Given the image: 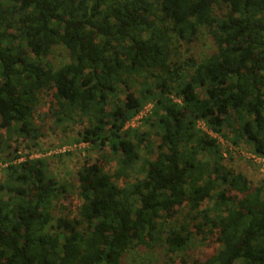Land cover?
Instances as JSON below:
<instances>
[{"label":"trees","instance_id":"obj_1","mask_svg":"<svg viewBox=\"0 0 264 264\" xmlns=\"http://www.w3.org/2000/svg\"><path fill=\"white\" fill-rule=\"evenodd\" d=\"M202 29L216 51L182 60ZM58 47L70 61L55 69ZM43 91L58 122L88 120L82 141L102 155L71 190L41 160L8 166L0 264H122L139 246L171 258L208 235L220 249L196 264H264V181L226 166L210 134L264 159V0H0V150L2 131L38 134ZM149 104L148 130L127 127Z\"/></svg>","mask_w":264,"mask_h":264},{"label":"rangeland","instance_id":"obj_2","mask_svg":"<svg viewBox=\"0 0 264 264\" xmlns=\"http://www.w3.org/2000/svg\"><path fill=\"white\" fill-rule=\"evenodd\" d=\"M226 12L224 6H221L216 8L215 14L223 16ZM216 49L214 39L207 30L202 29L198 42L190 52H184L183 49L180 52L182 60L195 58L200 61L214 53ZM69 61V54L63 47H58L53 51L51 62L55 69L69 63ZM142 82V80H139L137 88L134 89L137 94H139ZM198 93L203 95L199 90ZM124 97L125 92L122 89L121 99ZM52 99L47 92H42L39 106L35 111L34 127L38 130V134H35L34 138H27L18 134H13L9 138L5 131H2L7 139L8 146L0 150V188L2 186L6 188L8 166L25 162L29 158L30 160L43 161L47 169V175L55 178L71 190L76 188L78 174L85 164H93L100 159L101 151L92 147L89 142L82 141L84 131L90 126L88 120L75 115L71 120L63 118V122H58L50 112ZM150 111L148 110L146 113ZM136 126L142 132L148 130V127L143 124V120L138 125L136 123ZM128 127H130L129 124ZM199 128H205L204 124L201 123ZM210 134L219 140L226 166L237 173L245 175L253 185H260L264 181V164L258 159L260 157L256 156L251 144L242 142L237 147L214 133ZM151 142L153 148L144 149L141 152L143 159H150L157 146H159L158 138L154 133H152ZM105 150L108 152L109 148L107 147ZM108 160L109 164L107 162L105 170L112 173L117 168L116 163L107 158L106 161ZM135 178L136 172L133 173L131 182H134ZM1 190L4 191L0 193V197L4 196L6 199L8 194L5 189ZM69 198L62 201L66 207L62 210V213L69 214L72 217L77 216L81 202L76 190L73 193L71 191ZM69 201H72V204ZM209 205L211 203L208 200L205 201L202 210ZM219 249L220 244L216 241L215 236L208 235L206 239L202 236H195L184 253H179L171 258L164 254L162 248L149 250L139 246L130 250L122 264H196L198 261L217 253Z\"/></svg>","mask_w":264,"mask_h":264},{"label":"built area","instance_id":"obj_3","mask_svg":"<svg viewBox=\"0 0 264 264\" xmlns=\"http://www.w3.org/2000/svg\"><path fill=\"white\" fill-rule=\"evenodd\" d=\"M152 108L153 106L151 104L147 105L143 110L142 112H140L138 115H136L133 119H131L128 124H129V128H137L136 126V123L138 125V123H140L142 120H144L145 116L150 114L151 111H152ZM148 110H151L149 113H146ZM128 124H127V127H128ZM260 160V162L262 164H264V159L261 160L260 158H258Z\"/></svg>","mask_w":264,"mask_h":264}]
</instances>
